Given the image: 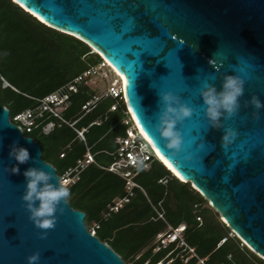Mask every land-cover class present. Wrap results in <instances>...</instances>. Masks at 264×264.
Segmentation results:
<instances>
[{
    "label": "water",
    "instance_id": "obj_1",
    "mask_svg": "<svg viewBox=\"0 0 264 264\" xmlns=\"http://www.w3.org/2000/svg\"><path fill=\"white\" fill-rule=\"evenodd\" d=\"M46 27L87 45L123 77L125 110L180 182L208 202L220 220L264 261V0H12ZM22 5V6H21ZM226 75L244 79L239 109L212 128L204 116L199 90L207 82L220 90ZM171 91L193 108L177 124L183 151L175 156L157 132L163 109L158 92ZM258 111L256 117L254 113ZM226 115V114H225ZM225 128L237 132L221 147ZM28 149L29 160L10 158L9 146ZM188 157V158H186ZM164 165V164H163ZM165 166V165H164ZM56 170L42 160L40 146L10 123L0 106V264H26L40 253L39 264H124L85 225V214L67 201L55 226L34 227L21 200L23 171Z\"/></svg>",
    "mask_w": 264,
    "mask_h": 264
},
{
    "label": "trees",
    "instance_id": "obj_2",
    "mask_svg": "<svg viewBox=\"0 0 264 264\" xmlns=\"http://www.w3.org/2000/svg\"><path fill=\"white\" fill-rule=\"evenodd\" d=\"M101 63L84 43L51 30L12 0H0V106L9 111L10 119L36 108L38 100ZM94 94L80 84L60 112L61 120L44 114L36 120L35 129L24 134L40 146L42 160L57 175L72 168L87 149L93 154L96 165L68 187L67 199L73 209L85 214L87 229L96 224L95 236L124 264H157L166 256L169 264H200L199 260L203 264H264L209 205L204 207L208 202L190 184L180 182L158 160L134 178L143 192L134 189L128 204L108 213L111 201L124 196V181L106 168L117 158L115 141L126 135L128 115L112 98H101L90 112L82 111ZM114 104L118 105L111 111ZM48 124L53 127L45 134L42 130ZM75 130H84L83 141ZM168 227L183 228L182 239L197 258L184 262L178 256L187 257V252L174 250V244L154 252L158 236Z\"/></svg>",
    "mask_w": 264,
    "mask_h": 264
},
{
    "label": "clouds",
    "instance_id": "obj_3",
    "mask_svg": "<svg viewBox=\"0 0 264 264\" xmlns=\"http://www.w3.org/2000/svg\"><path fill=\"white\" fill-rule=\"evenodd\" d=\"M244 83V79L236 75H226L220 90L206 81L203 82L199 94L203 100L204 116L212 128L222 126L220 123L222 116L228 119L236 114L239 109V98L244 93ZM158 96L164 107L158 117L157 132L159 137L164 139V147L169 150V154L175 156L183 151V137L177 124L190 118L193 108L186 102H181L171 91L158 92ZM249 103L256 110L264 108V103L256 96H252ZM254 115L258 117V111ZM236 136L237 132L234 129L225 128L220 137L221 147L227 148ZM8 155L17 162L11 167L12 174H18L20 172L18 165L26 163L30 158L28 149L16 143L9 146ZM23 176L25 184L20 198L28 213V219L34 227L42 230L39 236L44 239L47 236L45 230L55 226L57 213L62 211V207L59 206L70 197V189L59 178L55 185L50 183L52 173L41 169L28 168L23 171ZM39 261L38 251L26 257V264H39Z\"/></svg>",
    "mask_w": 264,
    "mask_h": 264
},
{
    "label": "built area",
    "instance_id": "obj_4",
    "mask_svg": "<svg viewBox=\"0 0 264 264\" xmlns=\"http://www.w3.org/2000/svg\"><path fill=\"white\" fill-rule=\"evenodd\" d=\"M100 65L102 67L107 66L110 68L105 61ZM98 75H100V71L96 67L86 70L68 84L60 87L45 98L38 100L36 108L15 115L10 119V123L16 125L21 130L23 136H25L24 134L31 133L32 130L35 129L36 120L40 119L44 114H49L54 118L61 120L60 112L63 110L70 94L76 93L80 84L90 88V80ZM101 98H112L117 100L125 108L122 87L118 81L111 83L103 93H95L85 104L82 105L81 110L84 112H90ZM117 105L118 104L112 105L110 110L114 111ZM125 113L127 114L126 110ZM124 123L127 125L129 124V127L126 130V135L124 137H118L115 141L117 144V158L108 168H106L108 172L120 177L124 181V196L115 198L111 201L107 206L108 213H115L124 205L128 204L133 196L134 189H139L143 192V190L134 182L135 176L140 171L148 170L150 163L153 160L160 161L156 151L145 136L138 131L129 116ZM50 126L52 128L53 124H50ZM44 130L45 129L43 128V131ZM83 131L84 130H75L77 136L82 141ZM90 165H96V163L93 154L87 149L84 156L78 159L72 168L67 169L63 174L58 175V177L62 183L69 187L79 180L82 172ZM157 216L159 219L163 220L161 213H157ZM197 220L200 221L199 219ZM97 229L98 226L94 224L87 230L90 235L95 236V231ZM182 232V227L176 229L168 227V231L164 235L158 236L157 245L154 251L159 252L160 250L166 249L169 245L174 244V250L181 249L183 252H187V257H184L182 254L178 256L184 262H187L189 258H197L194 250L188 247L182 239ZM170 262L171 261H167L165 264H169ZM199 263L203 264V261L199 260ZM157 264H164V262L160 261Z\"/></svg>",
    "mask_w": 264,
    "mask_h": 264
},
{
    "label": "rangeland",
    "instance_id": "obj_5",
    "mask_svg": "<svg viewBox=\"0 0 264 264\" xmlns=\"http://www.w3.org/2000/svg\"><path fill=\"white\" fill-rule=\"evenodd\" d=\"M96 68H98V70L100 71V75L90 80L89 86L96 94H101L108 88L111 83L118 82L119 79L112 71V69L108 68L107 66L102 67L99 64ZM3 86H6V84L4 83ZM207 205L209 204H206L204 207H206Z\"/></svg>",
    "mask_w": 264,
    "mask_h": 264
},
{
    "label": "bare ground",
    "instance_id": "obj_6",
    "mask_svg": "<svg viewBox=\"0 0 264 264\" xmlns=\"http://www.w3.org/2000/svg\"><path fill=\"white\" fill-rule=\"evenodd\" d=\"M113 72H115V75L118 77V79H119V83L121 84V87H123L122 86V84H123V77L120 75V74H118L116 71H114V70H112ZM132 121L134 122V120H133V118H132ZM134 125L136 126V128L138 129V131L141 133V131H140V129L138 128V126L136 125V123H134ZM158 155V158H159V160L165 165V167H167L169 170H171V172L174 174V175H176V176H178L172 169H171V167L164 161V159L159 155V154H157Z\"/></svg>",
    "mask_w": 264,
    "mask_h": 264
},
{
    "label": "crops",
    "instance_id": "obj_7",
    "mask_svg": "<svg viewBox=\"0 0 264 264\" xmlns=\"http://www.w3.org/2000/svg\"><path fill=\"white\" fill-rule=\"evenodd\" d=\"M44 129H45V130L43 131V133L47 134L48 132L51 131L52 128H51L50 124H48V125H46V126L44 127ZM90 166H95V165H90ZM88 167H89V166H88ZM88 167H87V168H88ZM87 168H86V169H87ZM86 169H85V170H86ZM85 170H84V171H85ZM84 171H83V172H84ZM83 172H82V173H83ZM71 186H72V185H71ZM69 187H70V186H69ZM93 225H94V224H93ZM154 252H155V251H154ZM162 261H163L164 264H165V262L168 261V260H167V256H166Z\"/></svg>",
    "mask_w": 264,
    "mask_h": 264
},
{
    "label": "snow or ice",
    "instance_id": "obj_8",
    "mask_svg": "<svg viewBox=\"0 0 264 264\" xmlns=\"http://www.w3.org/2000/svg\"><path fill=\"white\" fill-rule=\"evenodd\" d=\"M22 6V5H21Z\"/></svg>",
    "mask_w": 264,
    "mask_h": 264
}]
</instances>
